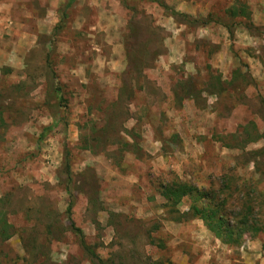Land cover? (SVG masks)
<instances>
[{
	"label": "rangeland",
	"instance_id": "374dc122",
	"mask_svg": "<svg viewBox=\"0 0 264 264\" xmlns=\"http://www.w3.org/2000/svg\"><path fill=\"white\" fill-rule=\"evenodd\" d=\"M170 2L0 0V264H264L159 192L264 223V0Z\"/></svg>",
	"mask_w": 264,
	"mask_h": 264
},
{
	"label": "trees",
	"instance_id": "16d2710c",
	"mask_svg": "<svg viewBox=\"0 0 264 264\" xmlns=\"http://www.w3.org/2000/svg\"><path fill=\"white\" fill-rule=\"evenodd\" d=\"M239 10L244 13V16H247L245 9ZM171 13L174 15L181 14L191 20V22L196 21V19H193L188 15L176 12L175 10H171ZM208 20V18L207 20L204 19L203 22L206 23ZM261 136L264 137V134H262ZM261 150H263V148ZM261 150H256L255 153H258ZM67 162L68 160L66 161V167L68 168ZM229 188L230 185L227 184V189ZM159 192L168 202H171L173 205L178 204L183 197L189 196L192 201L187 211L181 213V215L183 217H186V219L201 218L204 221L205 225L209 228V230L214 233L215 237L220 239L225 244L236 245L237 243H239L241 237L243 236L242 233L244 229L249 228L253 231H257L258 229H264V223L259 224L257 219H253V221L249 222V218H251L249 217L251 215V213L249 212V210L251 209L249 204L245 203V206L243 207L244 210L242 211L241 209V211H238V213H240H237V216L233 215L228 220L226 218V209H221L218 204L214 205L213 207H208V205L206 206L202 203L203 200L207 197V190H201L199 187L194 186L186 181L174 178L167 183H161L159 185ZM228 195H230V192ZM72 203V196L70 195V201L66 208V213L68 214V217H70ZM208 208H210V210H208ZM227 213L231 214V210H229V208ZM234 216L236 217V219H233ZM69 226L70 229L78 236L81 247L91 257V259L96 261L98 264H107L106 261L100 258L94 252L93 248L86 243L82 230L79 227H76L71 221V219H69ZM0 232L2 234H5L3 238H6L8 236L6 235L7 230L3 223L0 226Z\"/></svg>",
	"mask_w": 264,
	"mask_h": 264
},
{
	"label": "crops",
	"instance_id": "0c3cea01",
	"mask_svg": "<svg viewBox=\"0 0 264 264\" xmlns=\"http://www.w3.org/2000/svg\"><path fill=\"white\" fill-rule=\"evenodd\" d=\"M170 1H171L170 2L171 3L170 5L173 6V9L176 12H182V13H186V14H190V13L196 12L195 10H196L197 7H195V6L192 5V0H170ZM44 20H46V19H44ZM56 21L57 20L55 19V22ZM54 23H52V25H49V26L50 27L53 26ZM43 31L45 33H49L50 30L46 27V29H43ZM28 37L31 38V34H29ZM28 41H29L28 43H31L32 42L31 39H29Z\"/></svg>",
	"mask_w": 264,
	"mask_h": 264
}]
</instances>
